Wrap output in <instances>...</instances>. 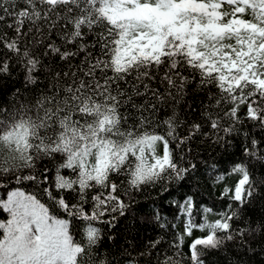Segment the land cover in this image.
I'll return each instance as SVG.
<instances>
[{
    "label": "snow or ice",
    "instance_id": "6c2138e0",
    "mask_svg": "<svg viewBox=\"0 0 264 264\" xmlns=\"http://www.w3.org/2000/svg\"><path fill=\"white\" fill-rule=\"evenodd\" d=\"M14 68L25 81L0 99V264H209L254 250L249 238L264 235V216H248L264 206V0H0V80ZM201 146L227 154L208 169L214 184L235 176L220 209L172 199L173 222L159 210L145 217L158 235L145 245L125 236L123 262L101 254L98 229L74 239L37 195L11 186H35L53 207L114 230L146 192L199 186ZM17 158L22 166L9 164Z\"/></svg>",
    "mask_w": 264,
    "mask_h": 264
},
{
    "label": "trees",
    "instance_id": "16d2710c",
    "mask_svg": "<svg viewBox=\"0 0 264 264\" xmlns=\"http://www.w3.org/2000/svg\"><path fill=\"white\" fill-rule=\"evenodd\" d=\"M13 74L16 77L13 79L0 80V99L8 100L9 92L13 88H21L25 81V72L22 68H14ZM162 131V130H161ZM161 151L163 150V144L160 143ZM200 157L196 159V163L199 165L200 174L203 176V180L200 181L199 186H197L196 181L185 182L182 186L177 187L173 184L172 193L167 197H158L155 192L149 191L146 192L143 196H140L135 203L128 209V215L126 218H122L119 225L116 229H110L107 223H103L97 220L85 219L84 214L79 216L68 215L64 212L62 208L58 206L53 207L52 203L47 200V197L43 195L35 186H29L27 184L20 186L17 185L15 181L11 182L12 188L20 187L22 191L26 193H32L38 196L41 199V202H44L46 206L49 207L50 213L56 216L59 219H64L68 223V228L70 234L74 239L86 240L87 230L91 228L98 229V235L100 236V241L104 245V248L101 249V254H104V250L107 249L109 254H114L113 258L118 261H125L129 259L127 252L124 248V237L125 236H135V242L139 245H145L150 240H153L157 237L158 231L153 228V224L145 222L144 218H151L152 214L159 210L162 214L167 216L169 222H173V218L176 215L177 209L172 207L170 201L172 199L182 200L186 194H192L196 205L202 207H211L215 210H219L224 201L221 199V194L223 188L226 186H231L235 182V176L230 175L226 183H213L212 180L207 175L209 167L217 162L222 161L226 158L227 154L225 153L222 147L217 146L214 150H203ZM237 155L233 159H238L242 149L239 147V141H237V147L235 149ZM9 164H14L16 166H22L23 161L19 158L15 160H9ZM134 167V165H133ZM64 175H70V172L63 173ZM53 180L55 177L53 176ZM5 188H8V184H4ZM5 193L0 191V196H4ZM61 195H68L67 193H61ZM68 201L74 203L72 196H68ZM86 212L88 216H91L92 213V204L89 202L85 205ZM248 216L253 220L257 221L259 217L264 216V206L262 204H257L254 207L250 208L248 211ZM195 218L203 223L205 220L208 223H214L217 219V216L213 213H209L206 216L202 213H197ZM7 219V214L0 212V220ZM107 219V218H105ZM186 219V218H185ZM133 222L135 227H133ZM179 228L176 230L177 233L183 232V223L184 221H175ZM127 228V231L125 229ZM114 232L117 236L116 245L117 247H110L112 241L108 239L109 234ZM173 232L165 233V238L171 242L173 239ZM200 231L195 232V236H201ZM249 243L251 244L253 251H248V244L243 246V250H234L230 249L228 253H215L212 256L206 257L209 261V264H228L229 259L231 258L232 264H237V260L241 264H264V235H258L255 239L249 238ZM167 247V245H166ZM128 248H131V245H128ZM187 243L183 244V252H187ZM136 253H132V256H135Z\"/></svg>",
    "mask_w": 264,
    "mask_h": 264
},
{
    "label": "rangeland",
    "instance_id": "374dc122",
    "mask_svg": "<svg viewBox=\"0 0 264 264\" xmlns=\"http://www.w3.org/2000/svg\"><path fill=\"white\" fill-rule=\"evenodd\" d=\"M156 150H157V154H160L161 151L160 143L156 145Z\"/></svg>",
    "mask_w": 264,
    "mask_h": 264
}]
</instances>
